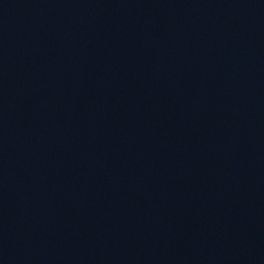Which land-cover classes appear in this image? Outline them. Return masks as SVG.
Instances as JSON below:
<instances>
[{"label":"water","instance_id":"water-1","mask_svg":"<svg viewBox=\"0 0 264 264\" xmlns=\"http://www.w3.org/2000/svg\"><path fill=\"white\" fill-rule=\"evenodd\" d=\"M0 264H264V0H0Z\"/></svg>","mask_w":264,"mask_h":264}]
</instances>
